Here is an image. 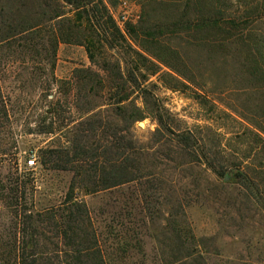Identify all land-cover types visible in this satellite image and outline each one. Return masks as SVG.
Wrapping results in <instances>:
<instances>
[{"label": "rangeland", "instance_id": "374dc122", "mask_svg": "<svg viewBox=\"0 0 264 264\" xmlns=\"http://www.w3.org/2000/svg\"><path fill=\"white\" fill-rule=\"evenodd\" d=\"M121 1L134 4L136 18L124 25L121 48L96 45L92 64L84 47L60 44L54 80L41 48L28 55L0 46L6 107L0 117V245L11 239L18 213L61 204L74 174L55 169L64 165L62 157L40 165V153L69 148L91 116L83 130L92 129L93 147H107L116 130L134 142L139 163L133 182L93 194L75 191L107 264H190L188 253L199 264H264V80L249 77L240 47L246 41L264 58V0H219L236 31L211 54L202 33L168 30L180 16L200 19L208 0H103L114 17ZM22 2L33 15L31 0ZM127 24L135 25L133 36ZM145 28L165 32L159 45L174 71L143 52ZM227 53L223 63L217 55ZM84 70L101 84H86L94 91L76 97L85 73L74 72ZM121 96L128 99L117 113L111 106ZM87 108L92 111L84 116ZM133 116L143 119L129 120ZM33 155L36 165L29 168ZM40 233L39 249L59 255V239L44 227Z\"/></svg>", "mask_w": 264, "mask_h": 264}, {"label": "trees", "instance_id": "16d2710c", "mask_svg": "<svg viewBox=\"0 0 264 264\" xmlns=\"http://www.w3.org/2000/svg\"><path fill=\"white\" fill-rule=\"evenodd\" d=\"M3 1L7 2L3 4ZM22 1L0 0V46L7 43L8 49L13 52L19 51L28 55L37 54L41 48L46 53L45 59L49 61L51 80L55 79L53 71L60 44L84 47L89 61L93 64L96 45L101 49L107 46L121 48L118 43L125 42L123 33L117 27L103 0H31V6L33 5L35 11L31 16L27 14V10H23L26 8ZM218 4L219 0H208L202 12L203 16H199L200 19L182 21L183 16H180L168 30L178 34L184 31L188 35L202 33L207 52L211 54L215 53V50L220 51L222 43L234 37L236 28L233 27L231 20H225ZM65 8L71 10L65 11ZM197 13L199 12L195 15ZM133 26L135 25L125 26V31L129 29L130 36L135 34L134 30L131 31ZM152 29L154 28H145L147 33L144 35L148 37L146 43L149 46L142 48L143 52L172 70L173 68L163 58L167 50L159 45L158 40L165 32L160 28L153 31ZM191 37V44L197 46V42L193 36ZM200 40L201 38L197 39ZM240 47L245 51L243 62L249 77L264 80V58L259 53H254L253 47L246 44V41H242ZM137 56L144 60L141 55ZM217 56L225 63L228 53ZM115 69L117 78L122 79L119 64L115 65ZM74 73L76 75L85 73L80 80L85 85L76 89V97L80 96L81 92V95H90L94 91L91 86L86 88V84L87 86L89 83L101 84L99 76L89 70ZM127 99L128 96L118 97L111 107L117 113H123L121 105ZM91 111V108L85 109L84 116ZM3 116H6V107L0 95V117ZM90 119L91 116H87L86 120L79 124L74 140L69 141L71 144L69 148L40 153V165L43 160L45 165L51 162V159L58 161L61 157L64 158L63 166L54 167L57 170L72 171L74 180L59 206L46 209L43 213L28 214L22 211L16 215L15 231L11 239L7 244L0 245V264H107L89 211L76 197L75 191L93 194L133 182L139 171L136 167L139 163L135 157L137 149L134 142L127 137H119L116 130L111 132L107 147L100 148L98 145L93 147L88 140L92 129L89 131L86 127L83 130V126H88ZM140 119L143 118L133 116L129 120ZM97 124L99 126L100 123ZM33 157L35 158L34 155ZM43 227L61 242L63 247L59 253L61 256L54 252L50 256L46 250L39 249L38 237ZM184 260H191L190 264L200 263L191 253L186 254Z\"/></svg>", "mask_w": 264, "mask_h": 264}, {"label": "built area", "instance_id": "2783aa9c", "mask_svg": "<svg viewBox=\"0 0 264 264\" xmlns=\"http://www.w3.org/2000/svg\"><path fill=\"white\" fill-rule=\"evenodd\" d=\"M119 6V14L117 17H114L112 14V18L115 21L117 27L123 31L124 25L129 21V22H134L136 18L132 19V13H133V7L134 4H131L127 1H121L118 4ZM132 19V20H131ZM27 167L33 168L36 165L35 158L32 157V159L28 160L26 162Z\"/></svg>", "mask_w": 264, "mask_h": 264}, {"label": "water", "instance_id": "95a60500", "mask_svg": "<svg viewBox=\"0 0 264 264\" xmlns=\"http://www.w3.org/2000/svg\"><path fill=\"white\" fill-rule=\"evenodd\" d=\"M140 126L142 127L143 125L142 124H140ZM226 181V180H225Z\"/></svg>", "mask_w": 264, "mask_h": 264}]
</instances>
